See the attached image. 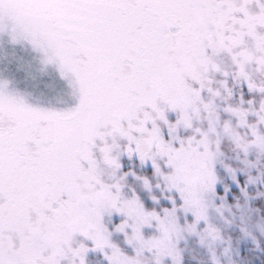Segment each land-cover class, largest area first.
<instances>
[{"label":"snow or ice","instance_id":"snow-or-ice-1","mask_svg":"<svg viewBox=\"0 0 264 264\" xmlns=\"http://www.w3.org/2000/svg\"><path fill=\"white\" fill-rule=\"evenodd\" d=\"M36 6L52 47L0 33V264H264V0Z\"/></svg>","mask_w":264,"mask_h":264},{"label":"rangeland","instance_id":"rangeland-1","mask_svg":"<svg viewBox=\"0 0 264 264\" xmlns=\"http://www.w3.org/2000/svg\"><path fill=\"white\" fill-rule=\"evenodd\" d=\"M11 4V9L0 12V33L6 30L7 38L19 45L18 54H24L20 49L25 47L35 49V55L52 47L58 37L47 28L46 21L54 14L37 7V0H11Z\"/></svg>","mask_w":264,"mask_h":264}]
</instances>
